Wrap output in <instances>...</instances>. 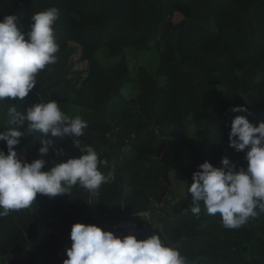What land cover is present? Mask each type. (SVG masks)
Masks as SVG:
<instances>
[{
    "label": "trees",
    "instance_id": "trees-1",
    "mask_svg": "<svg viewBox=\"0 0 264 264\" xmlns=\"http://www.w3.org/2000/svg\"><path fill=\"white\" fill-rule=\"evenodd\" d=\"M50 7L59 10L53 26L57 62L37 74L23 100H0V132L7 130L10 107L23 112L56 101L87 127L78 138L47 137L63 152L50 149L43 157L45 170L81 156L76 140L107 161L98 169L114 179L92 192L77 185L53 198L37 194L28 208L0 217V264H63L75 223L115 228L122 207L131 215L157 204L172 211L161 214L156 230L186 264H264V212L257 207L256 217L228 229L203 203L194 214L188 192L206 161L223 167L227 156L237 170L247 166L245 152L229 147V132L238 115L256 126L264 121V0H0V20L15 15L27 33L32 15ZM152 43L159 54L157 74L166 76L163 84L144 64L132 73L126 60L127 48L142 50ZM74 44L86 69L67 62L77 50ZM102 47L118 57L108 67L97 57ZM235 106L248 112L231 111ZM188 122L200 129L202 140L191 136ZM26 127L27 122L22 130ZM40 137L27 135L15 146L22 159L41 158ZM187 146L190 165L184 160ZM0 149L7 153L6 142L0 141ZM173 170L188 173L186 197L177 199L173 191ZM90 196L97 212L106 215L101 222L92 215Z\"/></svg>",
    "mask_w": 264,
    "mask_h": 264
},
{
    "label": "clouds",
    "instance_id": "clouds-1",
    "mask_svg": "<svg viewBox=\"0 0 264 264\" xmlns=\"http://www.w3.org/2000/svg\"><path fill=\"white\" fill-rule=\"evenodd\" d=\"M58 18L57 7L37 12L31 17L27 33L18 28L15 15H6L0 20V100H23L36 86L37 74L57 62L59 45L53 26ZM231 111L248 112V109L235 106ZM7 116V130L0 132V141L7 146V153L0 149V217L28 208L36 201L37 194L49 197L70 194L77 185L92 192L114 179L113 173L104 175L98 169V165L107 161L99 159L91 146L79 147L76 140L75 146L83 153L81 156L66 162L55 161L45 170L47 161L43 157L50 149L58 155L63 152L47 137L78 138L87 127L80 116L73 118L64 114L56 101L37 103L23 112L13 106ZM26 122V130H22ZM33 133L41 134V158L29 163L18 157L15 146ZM229 141V147L236 152H245L247 166L237 170L227 156L221 160L223 167L206 161L194 172V182L188 192L195 205L194 214L200 213L203 203L209 215H221L223 227L239 229L258 215L257 207L264 212V121L256 126L246 116H236L231 122ZM93 204L90 196L89 206ZM155 206L147 210L155 213L159 227L156 208L168 205ZM155 231L157 235L138 240L137 235L120 236L95 224L75 223L70 232L72 244L67 249L68 258L63 264H186L181 252L164 243Z\"/></svg>",
    "mask_w": 264,
    "mask_h": 264
},
{
    "label": "rangeland",
    "instance_id": "rangeland-1",
    "mask_svg": "<svg viewBox=\"0 0 264 264\" xmlns=\"http://www.w3.org/2000/svg\"><path fill=\"white\" fill-rule=\"evenodd\" d=\"M74 46L77 47V50L72 53V56H69L67 58V62H70V61H72V63L75 62L79 64L78 67L86 69V63L79 62V57L81 53L79 46L77 44H74ZM125 55H126V60L129 65V69L132 73L136 72L137 65L141 63V64H144L146 68L153 75L156 76L159 84H163L166 82V76H161L157 74L159 54H158V49L155 43H152L149 48L142 49V50L129 47L126 49ZM97 57L100 59L101 63L105 67H108L109 65H111L118 58L116 56L109 54L105 47H102L99 49L97 53ZM136 92L137 91L135 90V94ZM126 94H129L128 90H126ZM187 127H188V130L191 136H193L197 140H202L199 128H196L191 122L187 123ZM23 156H24V153L22 151L18 153V157L22 158ZM184 160L189 165L192 163L190 159V148L188 146L184 147ZM169 176H170V179L172 180L173 191L176 193L177 195L176 197L178 199L185 197L188 173L185 171L173 170L170 172ZM170 207H164V208L168 211H172Z\"/></svg>",
    "mask_w": 264,
    "mask_h": 264
},
{
    "label": "built area",
    "instance_id": "built-area-1",
    "mask_svg": "<svg viewBox=\"0 0 264 264\" xmlns=\"http://www.w3.org/2000/svg\"><path fill=\"white\" fill-rule=\"evenodd\" d=\"M91 211L93 217L97 219L98 222H101L104 215L99 214L94 206H91ZM122 215L119 226L115 228H107L105 231H113L114 234L125 236V235H157L156 227L158 222L156 220L155 213L151 210L141 211L136 214L128 215L125 207H122Z\"/></svg>",
    "mask_w": 264,
    "mask_h": 264
},
{
    "label": "crops",
    "instance_id": "crops-1",
    "mask_svg": "<svg viewBox=\"0 0 264 264\" xmlns=\"http://www.w3.org/2000/svg\"><path fill=\"white\" fill-rule=\"evenodd\" d=\"M156 212L158 213V218H160L161 214L164 213V212H168V210H166L163 206H159L158 208H156ZM158 233H159V236H160V232H158Z\"/></svg>",
    "mask_w": 264,
    "mask_h": 264
}]
</instances>
